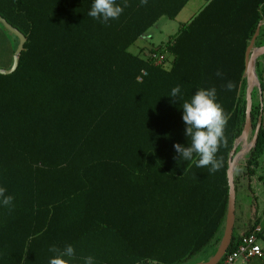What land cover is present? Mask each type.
<instances>
[{"label": "trees", "instance_id": "1", "mask_svg": "<svg viewBox=\"0 0 264 264\" xmlns=\"http://www.w3.org/2000/svg\"><path fill=\"white\" fill-rule=\"evenodd\" d=\"M189 1L117 0L126 5L122 15L102 23L88 15L92 0H0V15L27 39L18 69L0 74V186L14 197L11 210L0 207V264H48L50 249L66 244L75 249L71 264H84L88 256L96 264H188L220 241L230 154L246 120V53L264 20V0H211L177 36L151 49L175 56L170 71L129 51ZM19 43L0 22V68L12 67ZM157 74L186 78L192 94L217 89L227 115L216 154L223 166L212 172L192 162L175 182L176 195L158 198L165 211H142L145 198L136 196L134 211L111 212L112 198L99 195L94 181L97 130L125 116L116 113L126 99L121 87L139 91ZM128 100L137 111L151 102L136 94ZM261 112L253 107L254 128ZM132 117L139 121L135 140L142 142L150 115ZM180 126L187 141L184 122ZM263 146L261 127L249 167Z\"/></svg>", "mask_w": 264, "mask_h": 264}, {"label": "crops", "instance_id": "2", "mask_svg": "<svg viewBox=\"0 0 264 264\" xmlns=\"http://www.w3.org/2000/svg\"><path fill=\"white\" fill-rule=\"evenodd\" d=\"M211 0H190L180 11L174 20L183 18L179 28L169 39L155 44L152 38L159 32V23L168 17H162L159 21L144 33L130 48L133 54L145 57V53L159 45H164L177 36L182 29L188 25ZM260 34L256 40L255 47L264 46V20L261 21ZM170 63L166 70L170 71L173 65L174 55L168 53ZM256 73L262 83V88L255 87L252 92V102L254 108L261 107L262 127L264 128V55L258 56L255 60ZM246 79V98L248 81ZM142 79L140 78V81ZM145 86L139 91L133 87H121L125 95L122 110H117L118 114L125 116L114 117L108 124H103L97 130L94 152L95 174L94 181L99 195L112 198L110 209L115 213H128L134 211L133 199L142 196L144 199L142 211L157 212L165 211L167 204L158 198L176 195L175 182L180 178L191 161L186 162L179 158L175 150L177 143L187 146V141L180 132L183 123L182 109L179 107L184 100L192 96L189 82L184 77L169 78L157 74L145 79ZM179 86L181 97H170L171 90ZM136 94L137 97L149 98L151 102H142L139 110L133 108L129 103V98ZM167 98L165 101L158 99ZM124 100V99H123ZM175 101V102H173ZM143 113L150 115L146 120L147 130H143V141H136L134 128L137 122L132 117V113ZM131 117H130V116ZM142 116V115H141ZM141 127L145 124L140 119ZM173 126V127H172ZM256 128L252 129L249 143L252 142ZM177 135H180L177 138ZM134 139V140H133ZM247 148L244 141L238 144L237 152L241 153ZM252 152V151H251ZM251 152L243 155L235 169L236 184V222L234 237L245 234L252 226L262 229L260 243L263 246V254L253 259L241 258L234 264H260L264 262V146L256 156L255 163L249 167L248 160ZM251 170V172H249ZM242 191L254 190L255 203L247 204L239 213L238 210V189ZM257 222V223H256ZM239 224V231L236 225ZM225 225L220 234V241L224 234ZM220 241H216L219 246ZM204 261V260H203ZM201 262V261H200Z\"/></svg>", "mask_w": 264, "mask_h": 264}, {"label": "clouds", "instance_id": "3", "mask_svg": "<svg viewBox=\"0 0 264 264\" xmlns=\"http://www.w3.org/2000/svg\"><path fill=\"white\" fill-rule=\"evenodd\" d=\"M141 5L148 3V0H140ZM117 0H92L88 15L102 23L118 19L123 11ZM221 75V73H217ZM227 88L232 90L234 85L229 82ZM170 97H181L179 86L171 90ZM175 102V101H173ZM182 109V120L185 124V136L187 146L177 143L174 147L179 154V158L186 162H193L196 168H206L210 166V171H219L223 162L217 158V152L223 142H225L224 130L227 125V115L222 105L217 99V89L213 87H201L194 91L191 98L184 100L179 105ZM194 156H198L195 159ZM7 189L0 186V207H7L11 210L14 207V197L7 195ZM52 256L48 264H71L75 257V249L71 244H66L64 248L50 249ZM84 264H96L93 256L85 258Z\"/></svg>", "mask_w": 264, "mask_h": 264}, {"label": "water", "instance_id": "4", "mask_svg": "<svg viewBox=\"0 0 264 264\" xmlns=\"http://www.w3.org/2000/svg\"><path fill=\"white\" fill-rule=\"evenodd\" d=\"M0 22H2L11 32L16 34L20 40L19 46L14 54L13 57V65L10 69L6 68H0V74L9 75L14 73L19 66V60L20 56L25 49L26 44V37L24 34H22L18 29L13 27L6 19H4L0 15ZM261 24H259V27L252 38L250 45L247 49L246 53V77L248 81V89H247V111H246V120L244 129L242 132V135L240 138L236 141L235 147L233 148L230 159H229V169H228V179H229V186H230V192H229V208H228V214L226 218L225 223V229L223 237L220 241L219 247L217 252L208 260H204L201 262H198L196 264H219L222 259L225 257V255L229 252L230 247L232 245L233 239H234V229H235V222H236V184H235V169L236 166L240 160V158L245 155L246 153L251 152L257 145L258 138H259V132L262 127V118H259L258 124L256 125L254 138L251 143H249V136L254 128L253 118H252V110H253V102H252V92L255 87H258L259 89L262 88V83L256 73L255 69V60L258 56L264 55V46L262 47H255V43L257 38L260 34V27ZM244 141L246 143L247 148L239 153L237 152L238 144L240 142Z\"/></svg>", "mask_w": 264, "mask_h": 264}, {"label": "built area", "instance_id": "5", "mask_svg": "<svg viewBox=\"0 0 264 264\" xmlns=\"http://www.w3.org/2000/svg\"><path fill=\"white\" fill-rule=\"evenodd\" d=\"M147 57L151 58L155 65L164 68H167L170 63L168 52L164 50L149 51ZM261 233L262 229L254 226L251 233L241 235L237 240L236 248L232 251L229 250L219 264H234L241 258L249 260L261 256L263 254V246L260 243Z\"/></svg>", "mask_w": 264, "mask_h": 264}, {"label": "rangeland", "instance_id": "6", "mask_svg": "<svg viewBox=\"0 0 264 264\" xmlns=\"http://www.w3.org/2000/svg\"><path fill=\"white\" fill-rule=\"evenodd\" d=\"M182 21H184L183 18H180L178 20L166 18L163 21H161L158 25L159 32H158V34H156L155 37L152 38V42L155 44H158V43H161V42L169 39V35H172L176 32V30L179 28L180 23ZM147 53H145V55H147ZM251 134L252 133H250V136H251ZM263 184H264V182H263ZM242 190L240 188L238 189V210H237L238 213L240 211H242L245 207H247V204H249V206H250L251 203L252 204L255 203V200H256L255 196H254L255 195L254 190L250 191L251 189L249 190V188L247 189V191H242ZM239 226H240L239 224L236 225V231H239ZM218 247L219 246L216 245V242L210 244L203 252L194 256L188 262V264H196L200 261L208 260L217 252Z\"/></svg>", "mask_w": 264, "mask_h": 264}]
</instances>
